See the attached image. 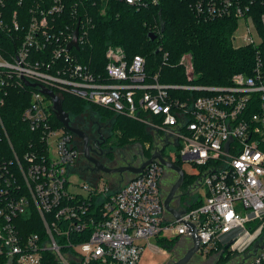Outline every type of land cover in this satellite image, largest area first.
Listing matches in <instances>:
<instances>
[{
    "label": "built area",
    "instance_id": "2783aa9c",
    "mask_svg": "<svg viewBox=\"0 0 264 264\" xmlns=\"http://www.w3.org/2000/svg\"><path fill=\"white\" fill-rule=\"evenodd\" d=\"M121 1L140 11L164 0ZM182 1L199 22L237 23L233 45L257 50L250 75L237 73L227 86L167 84L161 69L147 73L146 58L128 59L120 46H108L106 78L73 54L88 41V15L77 22L79 49L68 51L77 29L63 24L70 0H30L29 27L13 40L15 49L0 37V104L10 86L31 88L22 122L34 133L17 150L0 114L2 264H138L153 247L151 238L185 240L191 249L194 239L183 221L202 239L197 256L211 255L213 264L229 256L223 264H264V0ZM6 4L0 0V33L7 35L22 21L16 11L7 14ZM179 64L193 81L191 56ZM42 87L62 101L67 93L133 118L155 133L156 145L178 147L182 161L201 169L185 194L189 201L183 196L176 203L186 211L181 218L164 208V180L173 172L159 161L126 182L102 174L73 184L80 149L74 134L58 119L62 126L55 124L53 100Z\"/></svg>",
    "mask_w": 264,
    "mask_h": 264
},
{
    "label": "trees",
    "instance_id": "16d2710c",
    "mask_svg": "<svg viewBox=\"0 0 264 264\" xmlns=\"http://www.w3.org/2000/svg\"><path fill=\"white\" fill-rule=\"evenodd\" d=\"M95 1L70 0L63 23L74 31L79 18L84 21L88 15L92 20L85 47L82 46L79 52L74 51L73 54L82 56L83 61L89 63L95 73L98 70L107 78L106 49L108 46H120L128 59L135 56L146 58L148 74L160 72L161 69L160 80L167 84L227 86L230 85L235 74H251L257 50L252 47L236 48L233 45L231 38L237 28L235 21L199 22L188 3L182 0H164L158 7L144 8L140 11L128 8L121 0L110 3L97 0L96 5L93 6ZM75 3L77 14L74 13ZM29 5L30 0H25L22 6L19 5V0H7L5 9L7 14L11 17L16 11L22 21L18 31L14 30L7 35L0 33V37L6 42L10 51L15 49L13 40L17 35L23 36L29 27L31 19ZM157 30L161 32L158 34ZM149 33H155L158 38L152 41L148 37ZM262 54L264 60V52ZM185 55H190L192 58L196 74L193 81L187 80L185 69L179 64ZM31 93V88L19 89L10 86L7 94L4 95V103L0 104V114L16 149L22 143H28L34 136V133L30 132L22 122L23 111L31 103ZM61 97L63 109L70 117H81L85 110L90 108L98 114L100 120L110 123L113 133L110 140L117 146L124 144V141L143 142L144 138L149 137L145 132L147 126L133 118L117 115L114 111L88 104L67 93H63ZM53 120L57 126H62L55 115ZM1 151L3 149H0ZM148 153L145 159L153 155L152 151ZM162 153L166 155L165 149ZM190 185L192 183L188 181L184 184L185 191ZM186 201L189 200L183 199V202ZM188 204L193 205L192 202ZM177 241L179 239L157 238L158 245L164 251L172 250ZM230 258L231 256L223 258L220 263H226Z\"/></svg>",
    "mask_w": 264,
    "mask_h": 264
},
{
    "label": "rangeland",
    "instance_id": "374dc122",
    "mask_svg": "<svg viewBox=\"0 0 264 264\" xmlns=\"http://www.w3.org/2000/svg\"><path fill=\"white\" fill-rule=\"evenodd\" d=\"M81 118L85 121H89V119H92L94 121L99 120L98 114L91 111L90 108L85 110V112L81 115ZM145 132L149 135V137L144 138L143 142L133 140L132 142L124 141V144H121L119 146L113 144L112 158H114V160L112 164H117L119 168V166H125L129 164L131 166H134L136 164L138 165L139 163H141L145 159L146 155L149 154L148 152L153 151L156 144L159 143V139L155 137V133L151 131L148 127ZM110 143L112 144L113 142L110 140ZM165 153L167 158L170 159L173 164L182 167V169L185 171L187 181L189 183L194 184L196 182L197 177L201 173V169L197 166L182 161L180 158L179 148L174 145H169L166 148ZM90 174L92 176L90 178H86L90 181H93L98 177H103V175H99L98 173ZM111 178L115 183H117L116 180L120 179L119 176L107 177L108 180H111ZM131 178L132 177H127L125 180H123V178L121 180L126 182ZM69 179L75 185H81L82 183H84V179L80 177V175H78L77 173L76 175H71ZM166 182L167 183L164 184V190H166L167 187H170L173 183H175L176 179L174 180L172 174L168 173ZM184 192V188L179 191L180 194H184ZM200 193L202 195L203 190H201ZM164 236H166V233H164ZM150 243L153 245V247H147L144 250L142 254L143 256L141 257V260L138 264H172L173 262H177L178 260H180V258H182L186 254L185 249L187 246L184 241H177V243L175 242V247L172 250H166V253L164 252L165 254L161 252V249L159 248L160 246L158 245L156 238H151ZM210 256H208V258H204L203 256L195 255L193 260L189 264H212L214 262V259L210 258Z\"/></svg>",
    "mask_w": 264,
    "mask_h": 264
},
{
    "label": "water",
    "instance_id": "95a60500",
    "mask_svg": "<svg viewBox=\"0 0 264 264\" xmlns=\"http://www.w3.org/2000/svg\"><path fill=\"white\" fill-rule=\"evenodd\" d=\"M79 29H80V25L78 24V27L75 30L73 38H72L73 39L72 43L68 47V51H71L73 48L79 49L78 39H77L79 36ZM148 37H150L152 41H155L157 39L154 33H149ZM26 84L29 87L30 86L37 87V84H32L28 82H26ZM42 93L52 98L53 111L55 112V115L58 121L61 122L63 126H65L73 134L84 136L81 130L77 128H73L70 125V115L69 113L64 111L62 99L59 98L57 95H55L47 87H42ZM84 152L88 160L93 163L95 170H97L98 172H102L103 174H107L109 176H119L120 174H123V173H129L133 176L138 175V174L143 173L145 169H147V167L150 164H152L154 161H159L162 166L167 167L171 172L175 173L177 176L176 182L173 183L170 186V188H167L165 191V196H166L164 200L165 210L171 213L176 220L180 219L181 216L186 212V211L177 210V208L175 207L176 203L181 202V194L179 193V191L184 187V184H185V178H186L185 171L182 169V167L175 165L172 162L168 161L163 156V153L155 151L153 155L150 158H148V160H146L139 166L125 165V166H119V168H109L107 166H103L99 161L95 160L90 155H88L87 147L84 149ZM166 180H167V177H165V180H164L165 184L167 183ZM183 222L190 228L189 231L192 232V236L194 239V246L191 249L187 250L186 254L174 264H189L193 260L194 256L198 254V251L200 248V241H202L200 236H197L196 234V231H197L196 226L186 221H183Z\"/></svg>",
    "mask_w": 264,
    "mask_h": 264
},
{
    "label": "flooded vegetation",
    "instance_id": "af4514ba",
    "mask_svg": "<svg viewBox=\"0 0 264 264\" xmlns=\"http://www.w3.org/2000/svg\"><path fill=\"white\" fill-rule=\"evenodd\" d=\"M70 125L73 128H77L81 130L84 134V136L74 134V139L77 142V145L80 149V157L78 159L77 167H76V170H78L80 177L86 179L92 176L90 173H98L99 175L103 174L102 172H98L97 170H95L93 163L88 160L84 152V149L86 147L88 148V155H90L95 160L99 161L103 166H107L109 168H118L117 164H112L114 160V158H112L113 143L112 144L110 143V137L113 135V133H112V125L110 123H108L107 121H102L100 119L96 121L92 119H89V121H85L81 117H77V118L70 117ZM155 149L158 152H160L163 149L166 150V147H164L163 144L161 146L156 145ZM144 161L145 159L138 165L142 164ZM138 165L136 164L135 166ZM119 176L120 178H123V180H125L127 177H130L131 174L123 173L120 174ZM172 176L174 180L177 178L175 173H173ZM186 182L187 181L185 178V183ZM185 194H187V191H185L184 194H181V198L185 196ZM182 241L185 242V240ZM185 243L187 246V242ZM174 263L175 262H173L172 264Z\"/></svg>",
    "mask_w": 264,
    "mask_h": 264
},
{
    "label": "crops",
    "instance_id": "0c3cea01",
    "mask_svg": "<svg viewBox=\"0 0 264 264\" xmlns=\"http://www.w3.org/2000/svg\"><path fill=\"white\" fill-rule=\"evenodd\" d=\"M179 208H180V209H183L184 206L181 204V205L179 206ZM161 251H162V250H161ZM162 253H164V251H162Z\"/></svg>",
    "mask_w": 264,
    "mask_h": 264
}]
</instances>
